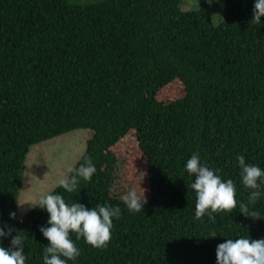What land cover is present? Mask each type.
<instances>
[{"label":"trees","instance_id":"trees-1","mask_svg":"<svg viewBox=\"0 0 264 264\" xmlns=\"http://www.w3.org/2000/svg\"><path fill=\"white\" fill-rule=\"evenodd\" d=\"M255 2L201 0L184 10V0H0V227L20 231L25 264H44L50 243L40 232L50 227L46 209L21 215L18 205L29 154L78 129L93 135L73 168L90 158L96 172L74 192L49 193L88 209L119 207L121 216L106 248L70 233L80 255L67 264H217L227 239H264V218L239 211L250 190L235 159L264 170V16L251 23ZM175 82L184 95L158 101ZM132 131L147 160L138 213L112 194V149ZM195 153L236 185L237 209L215 222L195 218L185 167ZM261 193L254 210L264 215V185Z\"/></svg>","mask_w":264,"mask_h":264},{"label":"clouds","instance_id":"clouds-1","mask_svg":"<svg viewBox=\"0 0 264 264\" xmlns=\"http://www.w3.org/2000/svg\"><path fill=\"white\" fill-rule=\"evenodd\" d=\"M262 16H264V0H256L251 23L261 24ZM235 159L241 169L242 184L250 190L248 202H241L239 211L245 218L252 220L264 218V215L254 210L262 194L264 170L259 166L248 164L243 155H237ZM185 167L188 174L195 177L190 187L196 193V219L207 216L210 221L215 222V213L233 212L237 209L236 185L233 180L224 181L212 169L202 165L198 153L187 160ZM69 171L71 176L61 179L59 186L71 193L77 190L80 178L91 181L96 167L90 158H85L83 164ZM121 200L128 210L134 213L142 211L144 204L147 203L144 189L140 194L132 188L121 196ZM29 204L31 207L46 209L49 214L47 223L50 227L40 228L42 235L50 242L44 248V264H67L68 261H75L79 257L80 250L70 238V233H76L77 239L84 238L86 243L94 248H106L111 240L113 217L119 219L121 216L119 207L96 205L95 208L88 209L77 202L69 205L60 194L48 193ZM249 205L252 207L250 208ZM10 219H16L15 212L10 213ZM13 231L15 229L7 224L0 227V238L11 237L10 247L0 246V264H25L27 257L24 254V237L20 231L13 236ZM216 259L217 264H264V239L229 238L217 246Z\"/></svg>","mask_w":264,"mask_h":264},{"label":"rangeland","instance_id":"rangeland-1","mask_svg":"<svg viewBox=\"0 0 264 264\" xmlns=\"http://www.w3.org/2000/svg\"><path fill=\"white\" fill-rule=\"evenodd\" d=\"M203 1L211 5H217L219 2V0ZM200 3L201 0H185L182 8L194 10L200 7ZM184 93V86L180 82H175L159 93L158 101L167 104L182 97ZM91 137L90 130L78 129L40 143L31 149L25 168V186L18 203L21 215L31 208L29 203L38 201L40 196L48 194L59 186L61 179L68 178L69 169L73 168L85 153L87 141ZM112 152L117 157L112 194L121 197L132 188L142 194L144 188L139 187L138 183L145 182L147 160L139 148L135 131L123 138ZM147 195L145 192V196Z\"/></svg>","mask_w":264,"mask_h":264},{"label":"bare ground","instance_id":"bare-ground-1","mask_svg":"<svg viewBox=\"0 0 264 264\" xmlns=\"http://www.w3.org/2000/svg\"><path fill=\"white\" fill-rule=\"evenodd\" d=\"M158 129V128H157Z\"/></svg>","mask_w":264,"mask_h":264}]
</instances>
